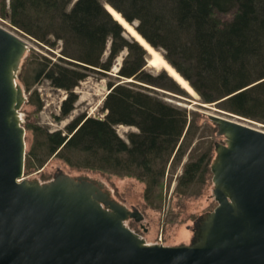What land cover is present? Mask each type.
Wrapping results in <instances>:
<instances>
[{
	"label": "trees",
	"instance_id": "16d2710c",
	"mask_svg": "<svg viewBox=\"0 0 264 264\" xmlns=\"http://www.w3.org/2000/svg\"><path fill=\"white\" fill-rule=\"evenodd\" d=\"M106 3L161 51L201 102L264 122V0H9L8 9L2 0L0 14L11 25L60 48L55 60L40 56L36 76L66 91L61 118L73 109V89L80 80L90 72L109 75L103 118L80 114L66 125L65 134L27 123L25 130L34 134L32 148L42 139L50 155L76 168L135 177L144 183L145 203L160 207L167 164L174 167L181 161L196 122L215 127L206 115L158 95V88L186 92L164 68L157 73L147 70L148 51L104 7ZM122 51L121 64L111 74ZM120 124L136 128L127 133V142L115 130ZM211 146L195 158L190 154L175 191L185 194L207 173L211 176ZM32 148L25 153L24 174L34 164ZM71 152L81 156L78 163H73Z\"/></svg>",
	"mask_w": 264,
	"mask_h": 264
},
{
	"label": "water",
	"instance_id": "95a60500",
	"mask_svg": "<svg viewBox=\"0 0 264 264\" xmlns=\"http://www.w3.org/2000/svg\"><path fill=\"white\" fill-rule=\"evenodd\" d=\"M30 46L0 25V264H264V131L237 120L203 111L222 137L209 164L216 204L187 226V242L146 240L128 224L143 227V213L102 179L25 177L18 74Z\"/></svg>",
	"mask_w": 264,
	"mask_h": 264
},
{
	"label": "rangeland",
	"instance_id": "374dc122",
	"mask_svg": "<svg viewBox=\"0 0 264 264\" xmlns=\"http://www.w3.org/2000/svg\"><path fill=\"white\" fill-rule=\"evenodd\" d=\"M8 1L9 0H3L6 9H8ZM1 2L2 0H0V5ZM0 25L27 40L31 45L26 53V56L21 62L19 74L22 72V75L18 77V81L23 86L24 90V82H26L28 86L27 90H25L26 100L21 107L24 125L28 123L31 126H38L46 132L59 130L61 134H65L66 125L80 114L98 118H102L104 116L105 110L103 111L101 109V105L106 93L108 92L106 85L109 79L108 74L101 75L90 72L84 79L80 80L78 85H76L73 89L77 94V99L73 104V109L68 113V115L61 118L60 104L66 96V91L52 86L47 78L42 77L41 75L36 76L38 71L37 63L39 60H42L40 56H45L55 60L60 54V48L58 46L49 47L31 38V36L29 37L26 33L11 25L8 18L3 17L1 14ZM59 43L60 42L58 41L57 44ZM124 53V51L120 52L113 61L110 71L111 74H114V72L118 70L116 65L121 62ZM106 54L107 49L104 51L103 58ZM148 60L146 64L147 70L157 73L162 69V67L158 65L149 64ZM182 88L186 93L177 94L169 90L158 88V95L172 104L185 107L188 111L195 110L202 114H204L203 111L215 112L219 115L237 120L264 131V122L245 118L222 110L218 108L215 103L211 105L214 109L216 108L228 113H222L198 105L197 102H201L199 95L196 92V96L192 95L184 87ZM196 125V133L181 161L174 167L170 164V162L167 164V170L164 174L163 185L161 188L160 207H151L145 203L142 195L144 183L135 177L118 176L114 174L108 175L107 173L96 170L76 168L65 163V161L57 157L55 153L50 155L47 152L42 139H40V145L32 148L34 143V134L31 130L27 129L25 130V150L27 151L32 148V150L36 153V157L32 158L34 164L31 166L29 171L24 174V176L45 181L50 179L56 171L61 169L70 175L85 173L94 178L102 179L106 182L108 188L111 189L112 195L117 200L123 202L127 206H136L143 213V227L139 222H135L133 220H129L128 224L136 232L140 233L146 240L162 242L164 244L187 242L191 234L187 226L191 225L192 221L199 214L212 209L216 202L211 197V176L208 178V173L203 181H199L192 185L185 194L175 191L177 176L180 174L184 162L190 159V154L195 158L197 154L203 152L211 143V152H213L214 156L213 142L222 140L221 136L216 135V128L215 130H212L206 121H198L196 122ZM115 130L118 135L127 142V133L130 131H136V128L133 126L120 128L117 125L115 126ZM70 158L73 163H78L81 156L76 152H71ZM185 238L187 240H184Z\"/></svg>",
	"mask_w": 264,
	"mask_h": 264
},
{
	"label": "bare ground",
	"instance_id": "6f19581e",
	"mask_svg": "<svg viewBox=\"0 0 264 264\" xmlns=\"http://www.w3.org/2000/svg\"><path fill=\"white\" fill-rule=\"evenodd\" d=\"M104 7H106V9L113 15V17L115 19H117L121 25L124 27V29L126 30V32L128 34H130V36H132L133 38H135L141 45H143V47L148 51V53L150 54V58L148 60L149 64L152 65H158L162 68H164L167 73L175 79V81L177 83H179L182 87H184L187 91H189L192 95H197L195 93V91H193V89L191 88V86L187 83V81L181 77V75L165 60V58L162 56V54L160 53V51H158L157 49H154L153 47H151L136 31L135 29L129 24L127 23L121 16L120 14L115 11L109 4H105ZM115 69V67H114ZM109 90V89H108ZM203 103V102H202ZM214 104V102H211ZM206 104V103H204ZM209 104V103H207ZM206 104V105H207ZM105 112H107V110H105ZM104 112V115L106 114ZM211 112V111H210ZM98 118V117H97ZM103 118V117H102ZM208 118V117H207ZM120 128H126V127H130V126H124V125H118ZM125 130V129H124Z\"/></svg>",
	"mask_w": 264,
	"mask_h": 264
}]
</instances>
